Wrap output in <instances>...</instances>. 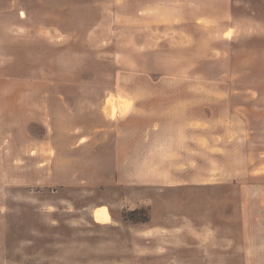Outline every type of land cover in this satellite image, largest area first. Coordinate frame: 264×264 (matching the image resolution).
Segmentation results:
<instances>
[{
	"label": "rangeland",
	"instance_id": "rangeland-1",
	"mask_svg": "<svg viewBox=\"0 0 264 264\" xmlns=\"http://www.w3.org/2000/svg\"><path fill=\"white\" fill-rule=\"evenodd\" d=\"M0 264H264V0H0Z\"/></svg>",
	"mask_w": 264,
	"mask_h": 264
},
{
	"label": "crops",
	"instance_id": "crops-1",
	"mask_svg": "<svg viewBox=\"0 0 264 264\" xmlns=\"http://www.w3.org/2000/svg\"><path fill=\"white\" fill-rule=\"evenodd\" d=\"M21 16L23 17L22 13H21ZM121 99L124 100V101L122 102ZM120 101L122 102L121 106L124 108V113L120 116V118H121V117L127 116V114L130 112L131 101L128 100L127 98H123V96H117V98L115 100V103L114 104H113V102L111 103V105L113 104L112 108L110 109V114L112 116L115 115V114L118 115V113L120 111Z\"/></svg>",
	"mask_w": 264,
	"mask_h": 264
},
{
	"label": "bare ground",
	"instance_id": "bare-ground-1",
	"mask_svg": "<svg viewBox=\"0 0 264 264\" xmlns=\"http://www.w3.org/2000/svg\"><path fill=\"white\" fill-rule=\"evenodd\" d=\"M102 218H104L103 212L101 210H97L95 212V219L99 220V219H102Z\"/></svg>",
	"mask_w": 264,
	"mask_h": 264
}]
</instances>
